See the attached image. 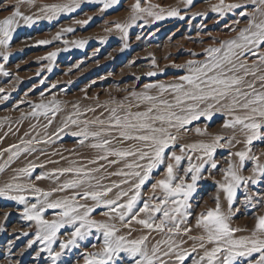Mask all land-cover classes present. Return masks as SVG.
Instances as JSON below:
<instances>
[{
    "label": "snow or ice",
    "instance_id": "snow-or-ice-1",
    "mask_svg": "<svg viewBox=\"0 0 264 264\" xmlns=\"http://www.w3.org/2000/svg\"><path fill=\"white\" fill-rule=\"evenodd\" d=\"M82 2L83 0H68L66 3L45 4L39 8V15H26L20 11L22 5H33L35 0H15L11 5L0 4L3 10L11 8L10 14L0 19V48L3 49L0 55L5 61L8 60L7 50L21 21L27 26H32L39 19L51 21L61 14L75 12ZM88 2L101 4L100 11L103 12L116 5L118 0ZM184 2L192 5L193 0ZM248 5H251V11L248 10ZM130 7L133 21L139 14L145 13L156 19L163 18L161 13L164 10L161 9V13L154 12L153 9L159 6L151 4L150 0H135ZM211 8L220 16L234 9L244 8L239 16L247 18V26L238 30L233 28L232 31L236 32L234 38L221 40L217 47L205 48L204 60H188L185 64L174 65L186 69V74L177 77L175 82L145 84L143 92L130 93L135 104L125 105L119 102L108 109L106 119L95 118L81 122L69 116L64 126L58 129V132H63L69 122L73 125L83 123L84 126L72 135L80 138L77 141L79 144L89 142L88 147L96 150L97 155L88 164L99 166L88 167L82 164L43 172L35 180L53 179L57 182L56 187L44 191L32 182V173L37 165L29 163L16 170L17 174L12 177L11 182L0 187V197L25 205L24 218L34 221L36 225L34 240L28 241V247L38 241L43 245L40 252H47L51 264H57L66 249L79 248L80 242L91 236L93 230L102 234V242L98 250L82 254L83 264H186L189 259L191 264H236L240 258L246 260L247 264H264V215L255 216L254 226L248 236L237 237V232L247 229L233 228L230 225L237 188L249 181L255 184L256 175H264V164L259 163L258 155L252 154L253 142L264 141V0H247L246 4L218 0ZM167 15L175 17L179 16V12L171 9ZM180 18L183 19L182 16ZM91 19L89 16L87 20L75 23L84 25ZM234 23L239 24L240 20ZM113 26L127 36V26L118 22H113ZM73 31L71 27L63 28L56 33L54 39H60L62 33ZM105 31H111V28L106 27ZM51 42L40 40L36 43L45 45ZM64 43L67 44L68 41ZM72 43L83 47L85 41ZM58 51L60 49L49 52L41 59L54 60ZM3 69L4 65L0 64V72ZM48 71H51L50 66ZM146 75L154 76L156 73L150 71ZM151 89H157L158 95L149 94ZM3 91L0 88V92ZM169 91L173 94L171 101L163 98L164 93ZM142 105H146L144 110H132L140 109ZM57 111L59 101L53 99L48 103L36 104L29 115H48L51 112L55 116ZM214 112L225 113L223 128L233 129L234 132L238 129L243 133L245 150L230 152L227 167L220 169L222 182H218V185L225 194L228 212L221 210L217 196L214 208L198 214L195 227L201 230V234L189 238L198 240L199 244L193 245L189 250L182 248L173 237L192 231L191 227H182V224H188V217L191 215L189 201L196 192L202 170L207 163H210L211 169H216L214 153L218 148L230 147L235 137L216 135L210 143L181 144L179 155L175 151L166 152V149L176 146L178 136L173 134V129L176 133L188 131L186 125L201 117L210 120ZM74 115L78 117L81 113L77 111ZM48 123L51 124L52 121L49 120ZM195 131L202 133L200 128ZM203 131L206 132L207 129ZM51 142V137L29 140L22 138L20 144H13L3 149V152L9 153L7 162H10L22 153L37 151L33 145ZM114 143L120 146H113ZM190 153H200L195 159L201 163H193ZM233 155L238 158V163L230 158ZM185 158L188 165L181 172V161ZM246 159L254 163L253 175L248 178L239 174ZM100 161L106 162L107 167L122 165L117 170L108 172L109 177L121 179L103 184L106 177L97 174L107 168ZM4 167L5 165H0V172ZM160 167H163L161 178L150 184L152 195L142 200V189L152 179L154 170ZM65 175H70V178L59 182V178ZM24 177L28 178L27 183L18 182ZM123 185L128 187L125 189ZM67 190H72L70 195L50 199L54 193ZM25 193H30L35 202L29 203ZM248 199L250 202L251 197ZM81 200H90L92 203H81ZM97 208L106 209L100 213L104 220L92 217ZM48 209L55 210L51 220L45 218ZM134 225L149 232H166L167 238L151 245L148 243V235L129 238L136 230ZM66 227L71 231L66 233L67 239L59 240V251H56L53 244L57 242L60 230ZM121 228L127 230L126 235L119 234ZM209 244L212 245L210 248L206 246ZM91 247L96 249L97 245L93 243ZM198 248L203 250L202 254L193 256ZM121 254H124L126 260Z\"/></svg>",
    "mask_w": 264,
    "mask_h": 264
},
{
    "label": "rangeland",
    "instance_id": "rangeland-1",
    "mask_svg": "<svg viewBox=\"0 0 264 264\" xmlns=\"http://www.w3.org/2000/svg\"><path fill=\"white\" fill-rule=\"evenodd\" d=\"M37 1L35 0L34 4ZM66 2L68 0H42L36 7L22 5L20 11L26 15H39L38 10L42 5ZM134 2L135 0H118L116 5L101 12V4L83 0L75 12L61 14L51 21L39 19L32 26H27L21 21L20 27L14 32L10 41V47L7 50L8 60L5 61L0 55V64L4 65L3 71L0 72V88L4 89L0 92V98L7 97L0 99V152L13 144H20L22 138L29 140L51 137L52 142L33 145L37 151L22 153L10 162H7L9 153L3 152L0 155V165L5 167L0 172V176L7 172L13 173L29 163L35 164L37 167L33 170L32 182L42 190L49 191L57 186V182L53 179L37 181L35 180L37 175L51 172L53 169L82 164L88 167L99 166L88 164V161L97 155L96 150L88 147L89 142H85L84 145L79 144L77 141L80 138L72 135L84 126L83 123L73 125L69 122L63 132H58L69 116L81 122L95 118L106 119L108 109L115 107L119 102L125 105L136 103L130 93L143 92L145 84L175 82L177 77L186 74V69L177 68L174 65L185 64L188 60H204L205 48L219 46L221 40L236 36V32L232 31L233 28L238 30L247 26V18L239 16L244 8L226 12L223 16L213 12L211 5L218 3V0H193L192 5H187L184 0H150L151 4L159 6L153 9L154 12L161 13V9L164 10L161 13L163 18L156 19L145 13L139 14L133 21L130 6ZM14 3L15 0H0V4ZM226 3L246 4L247 0H226ZM171 9H176L179 16H168L167 12ZM248 10L251 11V5H248ZM10 12L11 8L8 10L0 8V19L9 15ZM89 16L92 19L87 24L75 23L78 20H87ZM181 16L183 19L180 18ZM238 19L240 23L235 24L234 21ZM113 22L127 26V36L116 29ZM67 27L73 28L74 31L62 33L60 39H54L57 32ZM106 27L111 28V31L106 32ZM40 40L52 42L45 45L37 44L36 42ZM64 41L68 43L65 44ZM73 41H85V43L83 47H77L72 43ZM57 49L60 51L54 60L41 59ZM2 51L3 49L0 48V52ZM193 53L197 55L193 56ZM249 59L252 58L249 57ZM49 66L51 71H48ZM150 71L155 72L156 75H146ZM149 94L158 95V90L151 89ZM172 96L173 94L169 91L164 93L163 98L171 101ZM53 99L59 101V111L55 116L51 112L48 115H29L36 104L48 103ZM145 107L146 105H142L140 109L132 110H144ZM88 109H94V111H88ZM77 111L81 113L78 117L74 115ZM21 113L24 115L22 116ZM225 118V113L214 112L210 120L201 117L186 125L188 131L181 130L176 133L173 129V134L178 136L176 146L166 149V152L175 151L179 155L181 144L210 143L216 135L225 138L235 137L230 147L218 148L214 153L213 160L217 163V168L211 169L210 163L205 164L201 178L197 181L196 192L189 201L191 215L188 217V224H182V227H191L192 231L186 235L173 237L185 249L190 250L193 245L199 244L198 240L189 238L201 234V230L195 227V218L208 208H214L217 196L220 199L221 210L228 212L225 194L218 185V182H222L220 169L227 167L230 152L245 150L243 143L245 137L238 129L234 132L233 129L223 128ZM49 120L52 121L51 124L48 123ZM25 124H27L26 129L20 131ZM196 128H200L202 133L198 134L195 131ZM204 129L207 131H203ZM237 140L240 142L237 143ZM113 146L120 145L114 143ZM261 153H264V141H254L252 154L258 155L259 163L264 164V155ZM190 155L193 156V163H201L195 159L200 153H190ZM28 157L32 160L24 162V159ZM230 158L234 163H238V158L234 155ZM99 163L106 165L104 161ZM187 165L188 160L185 158L181 161V172ZM119 167L122 165L112 167L106 165L107 170L102 169L97 175L106 177L102 181L103 184H110L113 180L119 181L120 177L108 176V172L115 171ZM253 167V161L246 159L244 168L239 174L248 178L253 175ZM162 174L163 167L154 170L152 179L142 189V200L152 195L150 184L154 183L155 179L161 178ZM13 176H10L6 182L0 181V187L11 182ZM69 178L70 175L62 176L59 182ZM255 178L257 180L255 184L251 181L247 184L242 183L237 188L233 199L234 214L231 216L230 225L233 228L247 229V231L237 232V237L250 235L255 216L264 215V175L257 174ZM18 182L27 183L28 178L24 177ZM122 187L126 189L128 186ZM71 192L72 190L57 192L50 199L62 198L70 195ZM25 195L29 203L35 202L30 193ZM249 197H251L250 202ZM80 202L92 203L90 200ZM24 207L25 205L16 201L0 197V264H51L47 252H40L43 245L38 241L28 247V241L34 240L36 225L34 221L24 218ZM105 210L97 208L92 217L96 220H104L100 213ZM54 211L46 210L45 218L53 219ZM117 226L119 227V224ZM134 227L136 230L129 238L148 235L149 245L167 238L166 232H149L139 225ZM70 231L71 229L67 227L60 230L58 240L53 244L56 251H59V240L67 239L66 233ZM119 234L126 235L127 230L121 228ZM101 242L102 234L93 230L91 236L80 242L79 248L66 249L57 264H83L82 254L86 251L98 250ZM93 243L97 245L96 249L91 247ZM206 246L210 248L212 245ZM202 251L198 248L193 256L198 257ZM38 252L39 255H37ZM121 256L126 260L124 254ZM186 264H191V259L186 261ZM236 264H247V261L240 258Z\"/></svg>",
    "mask_w": 264,
    "mask_h": 264
},
{
    "label": "bare ground",
    "instance_id": "bare-ground-1",
    "mask_svg": "<svg viewBox=\"0 0 264 264\" xmlns=\"http://www.w3.org/2000/svg\"><path fill=\"white\" fill-rule=\"evenodd\" d=\"M42 0H38L37 1V3L36 4H33V6H37V5H39L40 4V2H41ZM44 1V0H43ZM248 79H251V77H249ZM257 87L259 88V84H257ZM26 127H27V124H25L21 129H20V131H23V130H25L26 129ZM13 133V132H12ZM29 160L31 161L32 159H30V157H28V158H25L24 159V162H29ZM21 167V166H20ZM18 169V168H17ZM3 174V173H2ZM12 175H16V170L13 172V173H11V172H7L6 174H3V175H1L0 176V181H2V182H6L9 178H10V176H12ZM116 191V190H115Z\"/></svg>",
    "mask_w": 264,
    "mask_h": 264
}]
</instances>
